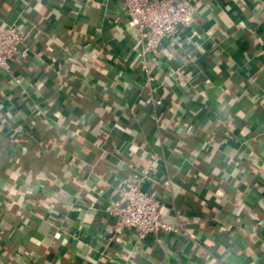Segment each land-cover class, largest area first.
<instances>
[{
  "label": "crops",
  "instance_id": "1",
  "mask_svg": "<svg viewBox=\"0 0 264 264\" xmlns=\"http://www.w3.org/2000/svg\"><path fill=\"white\" fill-rule=\"evenodd\" d=\"M140 68L121 0H0V264H264V0H191ZM185 234L106 213L135 173Z\"/></svg>",
  "mask_w": 264,
  "mask_h": 264
},
{
  "label": "built area",
  "instance_id": "2",
  "mask_svg": "<svg viewBox=\"0 0 264 264\" xmlns=\"http://www.w3.org/2000/svg\"><path fill=\"white\" fill-rule=\"evenodd\" d=\"M134 28L140 68L147 71L149 61L159 57L161 39L169 38L180 44L182 34L194 21L195 8L191 0H121ZM26 28L16 23L0 25V72L9 74L15 81L11 62L27 58L31 51ZM145 178L135 173L132 182L119 186L115 199L106 213L114 220V230H129L138 239L158 232L185 234L181 224L165 220L157 196L140 187Z\"/></svg>",
  "mask_w": 264,
  "mask_h": 264
}]
</instances>
